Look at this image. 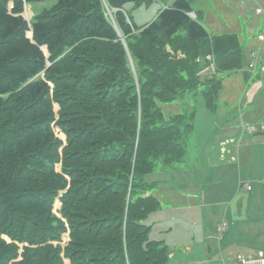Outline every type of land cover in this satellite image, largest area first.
Segmentation results:
<instances>
[{"label": "trees", "instance_id": "1", "mask_svg": "<svg viewBox=\"0 0 264 264\" xmlns=\"http://www.w3.org/2000/svg\"><path fill=\"white\" fill-rule=\"evenodd\" d=\"M45 1L0 0V264H169L147 176L184 162L192 125L160 106L201 87L213 108L244 68L238 36L210 34L190 0L141 26L126 5L152 0H53L24 17Z\"/></svg>", "mask_w": 264, "mask_h": 264}, {"label": "rangeland", "instance_id": "2", "mask_svg": "<svg viewBox=\"0 0 264 264\" xmlns=\"http://www.w3.org/2000/svg\"><path fill=\"white\" fill-rule=\"evenodd\" d=\"M169 1L152 0L151 3L138 7L130 2L127 3L126 10L133 23L141 26L152 22L158 10L164 8ZM197 1L190 0L196 11ZM204 1L207 6L203 8L207 12L205 18L200 19L201 23L211 34L231 32L238 36L243 67L247 73L234 71L223 75L222 89L214 98L213 108L206 106L201 87L176 102L160 106L165 118L185 114L191 118L192 125L185 138L187 153L184 162L173 171H156L147 176L149 181L157 182L155 193L161 209L150 214L146 223H155L161 229L164 226L169 228L164 243L171 252L176 253V258L170 260L169 264L227 262L228 258H223L220 253L223 250L220 249L222 241L218 243L219 234L226 227L221 223L222 220L227 224L238 220L244 209L246 219L259 218V230L255 234H260L261 240H264V0L248 1L247 8H250L254 16H250L249 20L241 15L236 1ZM54 2L49 0L28 5L23 15L30 21L34 15L51 8ZM256 7L262 10L261 14L255 15ZM214 13L216 27L213 21L207 27V20L214 17ZM252 53H257V56L254 58L255 67L250 68ZM211 73L213 67L209 66L202 76ZM233 141L231 146L238 148L233 150L237 154L236 159L224 168H208L209 153L215 144H230ZM239 152L242 158L237 160ZM175 172L181 175L178 177L173 174ZM245 186L253 191L248 193ZM58 209L59 206L55 204V211ZM152 235L160 239L157 228ZM67 241L68 235H64L63 245ZM198 243L199 247L202 246L201 249L203 246L211 248L214 251L212 255L216 253L215 258L207 259L206 251L203 252L204 258H189L190 252L185 244L198 246ZM184 256L185 260L179 261Z\"/></svg>", "mask_w": 264, "mask_h": 264}, {"label": "crops", "instance_id": "3", "mask_svg": "<svg viewBox=\"0 0 264 264\" xmlns=\"http://www.w3.org/2000/svg\"><path fill=\"white\" fill-rule=\"evenodd\" d=\"M171 1L172 0H170L166 5H168ZM228 1H231V0H228ZM233 1L238 2L237 7L241 11V15L244 16L245 20H247V19L249 20L250 16L252 18L254 17L250 8H247L248 7L247 3H248V1L250 2V0H233ZM214 2L222 3L220 0H214ZM223 2H225V0ZM216 5H217V3H216ZM203 6H207V4L205 3L204 0H198L197 1V11L193 8V4L191 5L192 11L195 13L198 12L200 15V19L205 18V12H207V9L204 10ZM254 13H255V15L261 14L262 10L260 8H257V9H255ZM248 14H249V16H248ZM215 17H216V13H214V17H211L210 19L207 20V24H206L207 27H209L208 25H210L209 23H211L212 21L214 22V25L216 27L217 21H216ZM229 21H231V20H229ZM223 24L224 23H221V25H223ZM212 25L213 24H211V26ZM217 31H219V30H217ZM228 33H231V32H228ZM221 34H227V33H221ZM212 35H215V34H212ZM249 56H250V53H249ZM246 62L247 63L249 62V57H248V60ZM241 72H243L245 74L247 73L245 68H243L241 70ZM249 138H251V137L249 136ZM233 143H234V141L230 144H228V143H220V144L217 143V144H215L213 150L209 153L210 162L208 163V168H211L212 170L224 168L227 166L226 164L232 163L237 157V154L234 153L233 150L238 149L237 147L231 146V145H233ZM240 158H242V157L240 156V152H239L237 160ZM173 174H177L178 177L181 175V174L179 175L178 172H175ZM246 191L248 193H250L251 191H253V189H250V190L246 189ZM261 192H263V191H261ZM245 213H246V211L244 209L241 216L239 217V219L233 221L230 224H227L225 222V220H222L221 224L225 223L226 227L224 229V232L222 234H219L218 243H221V241H222L223 246L220 247V249H223V250L220 253L222 254L223 258H225V257L228 258L227 262L224 260V264H232V263L238 262L240 259L261 261L262 264H264V248H261L264 245V240H261L262 237L260 234H257V235L255 234V231L259 230L260 220H259V218L257 220V218H254V217H250L249 219H246L247 216L245 215ZM155 228L158 229V235H159L160 239H163V241H164V238L165 237L167 238V236H168L169 228H166V226H164V228L161 229V226H159V225L155 226ZM218 228H220V226ZM218 228H217V232H218ZM185 245L187 246L186 247L187 251L190 252L188 257L192 258L193 260H199L201 258H204L203 252L205 253V251H206L207 259L215 258L216 253L212 255V253H214V251L211 248H207L206 246L205 247L203 246V249H201L202 246L199 247V245H200L199 243H198V246H196L194 244H192V246L190 244H185ZM169 252H170V254H169L170 260L175 259L176 253H173L171 251H169ZM185 257L186 256H184L183 258H179V261L183 262L185 260L184 259Z\"/></svg>", "mask_w": 264, "mask_h": 264}, {"label": "built area", "instance_id": "4", "mask_svg": "<svg viewBox=\"0 0 264 264\" xmlns=\"http://www.w3.org/2000/svg\"><path fill=\"white\" fill-rule=\"evenodd\" d=\"M257 56V53H252L251 54V59L252 61L250 62L249 64V67H255V62H254V58ZM211 56H207L206 57V60L207 61H211ZM245 188L247 190H250V187L249 186H245ZM225 223L222 224V226H224ZM232 264H262L261 261H253V260H244V259H240L238 262H235V263H232Z\"/></svg>", "mask_w": 264, "mask_h": 264}, {"label": "clouds", "instance_id": "5", "mask_svg": "<svg viewBox=\"0 0 264 264\" xmlns=\"http://www.w3.org/2000/svg\"><path fill=\"white\" fill-rule=\"evenodd\" d=\"M193 17V13L190 14Z\"/></svg>", "mask_w": 264, "mask_h": 264}]
</instances>
